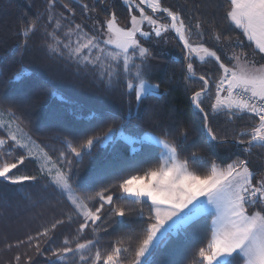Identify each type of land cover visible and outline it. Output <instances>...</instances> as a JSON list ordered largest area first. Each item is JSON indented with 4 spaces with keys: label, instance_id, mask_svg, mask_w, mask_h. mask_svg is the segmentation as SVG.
<instances>
[{
    "label": "snow or ice",
    "instance_id": "6c2138e0",
    "mask_svg": "<svg viewBox=\"0 0 264 264\" xmlns=\"http://www.w3.org/2000/svg\"><path fill=\"white\" fill-rule=\"evenodd\" d=\"M121 3L123 23L111 0H46L17 32L13 57L35 41L53 65L123 89L136 107L90 118L94 126L80 133L49 128L41 139L24 112L39 98L0 95V183L30 207L53 210L34 232L4 238L8 264H157L166 243L193 232L175 264H264V164L253 162L264 154V0L213 3L223 30L199 3L187 11L164 0ZM172 39L184 79L196 85L188 100L199 138L191 144L187 125L166 127L144 107L164 95L150 82L153 48ZM26 75L21 66L9 79ZM134 129L142 131L126 135ZM118 142L126 149L80 175L85 158ZM2 204L10 206L6 197Z\"/></svg>",
    "mask_w": 264,
    "mask_h": 264
},
{
    "label": "trees",
    "instance_id": "16d2710c",
    "mask_svg": "<svg viewBox=\"0 0 264 264\" xmlns=\"http://www.w3.org/2000/svg\"><path fill=\"white\" fill-rule=\"evenodd\" d=\"M164 2L174 7H185L186 11L192 3H199L202 5L200 10L205 12L209 19H212V13L215 12V22L221 30L225 27L221 19L222 12L211 7L213 3H222V0H189L188 5H185V0ZM45 3L46 0H0V71H3V75L0 76V95L18 94L24 101L39 98V104L36 106L26 104L24 112L31 120L33 129L43 131L41 139L49 134V128L53 131L67 128L74 133H80L85 129H91L94 125L93 119L90 118L99 117L101 113L127 115L130 106L135 110L134 99L130 105L128 97L122 94L123 89L106 90L94 84L89 77L78 76L72 68L53 65L38 51L35 41L32 48L23 56L11 55L22 22L42 11ZM111 3L116 5L115 10L123 23L125 9L121 0H111ZM153 51L156 58L151 61L150 82L159 83L160 91L164 95L146 100L144 107L159 113L161 123L166 127L187 125L193 130L188 141L191 144L193 140L199 138V117L194 115V109L188 100L190 90L196 85H191L184 79L182 54L174 39L166 44L155 45ZM21 66L28 75L22 81H10L9 77ZM211 67L210 64L198 65V71L203 72ZM134 131L142 129H134L126 132V135H132ZM126 147L122 142H118L106 149L97 150L94 158L91 160L85 158L83 164L79 166L80 175L87 176L99 170L112 156L114 150L123 151ZM253 162L257 166L264 164V154L254 156ZM24 171L26 174L32 173L33 166L29 164ZM13 187L0 183V264H8L13 255L12 252L4 250L5 237L15 240L28 232H34L53 212L46 206L30 207L20 195L12 192ZM25 190L30 189H20V192L23 193ZM5 197L10 206H3ZM196 238L197 234L193 232L188 241L172 240L166 243L154 257L155 261L157 264H175L183 260L185 245L194 242ZM8 255L9 260L6 259Z\"/></svg>",
    "mask_w": 264,
    "mask_h": 264
},
{
    "label": "rangeland",
    "instance_id": "374dc122",
    "mask_svg": "<svg viewBox=\"0 0 264 264\" xmlns=\"http://www.w3.org/2000/svg\"><path fill=\"white\" fill-rule=\"evenodd\" d=\"M27 213V212H26ZM7 260H9V255L6 257Z\"/></svg>",
    "mask_w": 264,
    "mask_h": 264
}]
</instances>
